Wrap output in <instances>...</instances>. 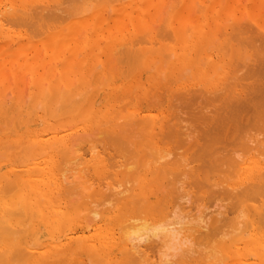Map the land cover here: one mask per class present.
<instances>
[{
  "label": "bare ground",
  "instance_id": "6f19581e",
  "mask_svg": "<svg viewBox=\"0 0 264 264\" xmlns=\"http://www.w3.org/2000/svg\"><path fill=\"white\" fill-rule=\"evenodd\" d=\"M34 1H0V264H264V50L253 40L259 49L249 51L243 19L232 23L228 13L248 6L180 0L171 12L165 7L176 40L162 50L165 59L177 56L170 65L159 55L161 34L149 27L170 0H115L122 3L112 14L84 0L81 8L95 11L67 27L52 26L57 7L39 0L50 14L40 17L52 19H38L45 49L66 81L53 90L37 83L43 49L22 30L37 13ZM226 21L234 28L221 29L224 46L198 47ZM86 23L82 39L74 30ZM9 25L18 31L8 33ZM138 30L149 31L138 37L142 46L129 40ZM80 39L94 61L107 55L109 77L98 75L107 89L91 97L86 86L76 92ZM107 39L128 40L117 47L126 73L145 67L149 74L128 81ZM27 70L35 79L20 92L10 76ZM87 72L85 65L83 85L91 83ZM158 81L165 91L152 92ZM197 82L205 87L193 88Z\"/></svg>",
  "mask_w": 264,
  "mask_h": 264
},
{
  "label": "rangeland",
  "instance_id": "374dc122",
  "mask_svg": "<svg viewBox=\"0 0 264 264\" xmlns=\"http://www.w3.org/2000/svg\"><path fill=\"white\" fill-rule=\"evenodd\" d=\"M0 1H4V0H0ZM39 0H35L32 4H38V3H40V2H38ZM50 2H51V4H49V5H52V6H54V7H57L56 8V10H53V11H49V10H45L44 8H45V6L47 7V6H49V5H46L45 4V6H44V4L43 3H41V4H38V6H36V9H37V13L35 12V14L36 15H38L39 17L37 18V21H38V19H40L41 18V21H49L48 23H50L51 21H52V19L51 20H49V19H47L46 17H43V19H42V17H40L41 16V14L42 15H44V13H47V11H49L50 13L52 12V14H55L56 16L54 17L55 19H56V17H57V15L60 17V18H57V20H53L52 21V26H53V22H55V24H54V26H56V24L57 25H61V26H63V27H67L69 24H73V23H75V22H77L78 20H80V18H81V20H83V19H85L86 17H87V15L88 14H92L95 10H92V11H90L89 12V10L88 11H86V9L84 10V9H82L81 7H82V3L84 2V0H49ZM97 1V0H96ZM95 1V3H97L98 4V2H96ZM99 1V4H101L102 6H107V7H109L110 6V8H111V10H110V13L112 14V13H114V8L118 5V4H120V3H122L121 1L119 2V1H108V0H103L102 2H104V3H100V0H98ZM106 1V2H105ZM179 1L180 0H170L169 1V4L168 5H164L160 10H157L158 12H157V14L155 15V16H150L149 17V19H150V24H149V27L151 28V29H153V36H158V37H160V34H161V37L162 36H164V35H167V37H162L163 39H161V37L160 38H155L156 40L155 41H157L158 43H157V46H158V48H159V52L161 51V53H159V55H163V57H164V60H167V64H170V63H173L175 60H176V58H177V56H172V55H169V59L170 58H172V59H165V58H168V53H163V51H169V45L170 46H172V45H174V44H176V40H174V37H172V36H170V31H172V26H171V23H170V21H168L167 20V22H165V19L164 18H166V17H168V16H166L165 17V15H168L171 11H173L172 9H174V7H173V5H178L179 4ZM223 1V6H225L226 4H228V3H231L232 1H234V0H222ZM42 2V1H41ZM58 2V3H57ZM113 2V3H112ZM241 2H242V6L244 5L245 7H247V9L245 10H242V12H241V10H239V13L238 14H236L235 15V9H233V10H229L228 11V13H230V14H234V16H235V18H236V20H235V18H232V23H235L236 24V22L235 21H237L238 23H240V21L243 19V21H241V23H244V25H242V27H244L243 28V30H244V35H246L245 37L248 39H246L249 43H250V45H249V47L251 46V45H253V46H251L250 48H249V51H253V50H251V49H253L254 48V50L256 49V48H263V50H264V0H241ZM108 3H110V4H108ZM172 3V4H171ZM255 3H257V4H255ZM260 3V4H259ZM96 4V5H97ZM84 5V4H83ZM109 5V6H108ZM114 5V6H113ZM256 5V6H255ZM261 5V6H260ZM168 6H170V7H168ZM243 6V7H244ZM254 6V7H253ZM84 8H85V5L83 6ZM168 8L167 10L168 11H170V12H168L167 10H166V8ZM173 7V8H172ZM255 7H256V9H255ZM87 8V7H86ZM99 8V7H98ZM81 9H82V11H81ZM95 9V8H94ZM164 9V10H163ZM253 11H252V10ZM86 11V12H84V11ZM256 10V11H255ZM164 11H165V13H164ZM77 12V13H76ZM84 12V13H83ZM152 12H155V9H153L152 10ZM168 14H167V13ZM253 12V13H252ZM75 13V14H74ZM262 13V14H261ZM40 14V15H39ZM158 14H159V16H158ZM247 16H246V15ZM255 16H254V15ZM35 15V16H36ZM48 15H50V14H46V15H44V16H48ZM200 15H202V12L200 11V12H198L197 13V15H195V17H198V16H200ZM35 16H33V18L34 19H36L35 18ZM54 16V15H53ZM258 16V17H257ZM37 17V16H36ZM80 17V18H79ZM225 17H228V14H225ZM33 18L31 17L30 19H31V21L30 22H32V23H28V24H26V26H22V30H23V32L24 33H26L28 36L27 37H29V38H32L36 43H38V47H42V49H43V51H42V53H41V60H42V65L39 67L40 68V70H39V73H40V77H38V79H37V83L38 84H40V85H45L44 86V88H47V89H50V88H53V90H55L56 89V87H59V89H60V87H65L66 86V81L64 80V78L62 77L63 75L62 74H58V73H56L55 71H53L52 70V68L55 66L56 67V65H57V63L56 62H54L53 61V59H52V57H51V55L49 54V52L45 49V40H47L48 39V33H47V28H43L44 27V25H42L41 23H40V28H39V21L37 22L36 20H33ZM46 18V19H45ZM64 18H65V20H64ZM155 18V19H154ZM246 18H247V20H246ZM262 20H261V19ZM59 19V20H58ZM168 19V18H167ZM251 21V22H249V20ZM260 19V20H259ZM33 20V21H32ZM156 20V21H155ZM163 20V21H162ZM259 20V21H258ZM35 21V22H34ZM40 21V22H41ZM234 21V22H233ZM64 22V23H63ZM37 23V24H36ZM163 23V24H162ZM164 23H167V24H169L168 26L167 25H165V27H164ZM225 23H226V25H225ZM223 22V24H221V25H223V27L221 26H219L216 30H215V32L213 33V34H211V36L210 37H208V38H200V39H198V42H199V45L200 46H198V47H206L205 45H209V47H210V49H211V52H216V49L217 48H220V47H222V46H224L226 43H224V42H226V40L224 41V39L226 38V36L223 34H221V32L220 31H225L226 29H222V28H229L230 30L232 29V28H234L233 26H230V25H232L231 23H229L228 22V24H230L229 26H228V24H227V21L226 22ZM246 23V24H245ZM253 23V24H252ZM30 24H32V25H36L35 27L33 26L32 27V25H31V28H33L34 29V31L32 32V29H30ZM43 24H45L44 22H43ZM156 26H155V25ZM162 24V25H161ZM250 24V26H248L247 27V25H249ZM251 24H252V26H251ZM261 24H263L262 26H263V28H260L261 30H262V33H261V31H260V29H259V25H261ZM27 25H29V26H27ZM67 25V26H66ZM152 26V27H151ZM190 26H192V24H190L189 25V27ZM253 26H254V28H255V31H254V28H253ZM257 26H258V29H257ZM84 26H78L77 28V30H74V32H80V33H83V35H84V37L82 38V39H86V35L88 34V30H86L87 29V27H90V25L88 24V23H86V26H85V29L83 28ZM157 27H159L160 28V30H159V28H157ZM165 28V31H164V28ZM232 27V28H231ZM30 30H29V29ZM38 28V29H37ZM157 28V29H156ZM168 28V29H167ZM247 28H248V31H247ZM253 28V29H252ZM18 29H19V26H13V25H9V29H8V33H11V31H18ZM28 29V30H27ZM37 29V30H36ZM162 29H163V31H162ZM222 29V30H221ZM228 29V30H229ZM250 29V30H249ZM36 30V31H35ZM41 30L43 33H42V35H40V32L39 31ZM79 30V31H78ZM158 32H157V31ZM52 31H54V30H52ZM142 30H138V31H136V32H134L133 34H132V36H131V38L129 39V40H132V39H134L135 40V42H137L136 40H140L139 41V44L141 45V42H142V40H143V38H144V36L146 37V33H147V35H148V33H149V31H146V32H144V31H142ZM169 31V32H168ZM255 32L254 34H256V33H259V34H262L261 36L260 35H258V34H256L255 36H260L259 38H258V40L256 39L257 37H255V39H253L254 38V36H251V35H254L252 32ZM260 31V32H259ZM35 32V33H34ZM92 32H93V30H92ZM160 32V33H159ZM165 32H167L166 34H165ZM7 33V34H8ZM113 33V37H116V36H118L119 35V31H116V29L114 30V32H112ZM162 33L164 34V35H162ZM252 33V34H251ZM250 34V35H249ZM144 35V36H143ZM222 35V36H221ZM143 36V37H142ZM168 36H170V37H168ZM194 34H192V36H191V39L192 40H195L194 39ZM250 37V39H249V37ZM137 37V38H136ZM138 37H141L142 38V40H141V38H139L138 39ZM165 38H170V39H165ZM172 38H173V40H172ZM217 39V40H216ZM167 40H170V41H167ZM219 40V41H218ZM250 40V41H249ZM254 40V41H253ZM45 41V42H44ZM128 41V40H127ZM127 41H124V42H119L118 44L117 43H113L112 42V40H109V39H107V45L109 46V45H112V55H111V57H112V61L114 62V67H115V69L116 70H121V71H123L124 73H126V71H128L127 69H131V68H129V66H123V64H122V62L118 59V57L120 58V56H121V54H120V52L118 53V50L119 49H117V47L119 46V45H121V43L122 44H124V43H126ZM167 41V42H166ZM215 41H218V43L217 44H214V42ZM252 41L253 42H258V47L256 46V48L254 47V45L255 44H253L252 43ZM169 42V44H167ZM85 43V40H83V42H81V39H80V44H79V50H78V53H79V55L77 56V58H76V62H77V67H76V70H75V72H76V75H75V85H76V89H77V91L76 92H78V91H82L83 90V88H84V86H86V87H88V88H90V95H89V97H91V96H93L94 94H96V93H102V91H104V89H107V87H105V86H101L102 85V82H103V80L104 79H102L101 77H99L98 75L99 74H101V73H104L105 75H107V77H109V75H108V68H107V66H106V61H107V55L106 54H104L103 53V55L101 56V58L99 59V61H94L93 60V55H91V52H90V54L89 55H91V56H88L87 55V53L85 52V46L83 45ZM129 43V42H128ZM138 43V42H137ZM162 43V44H161ZM143 44V43H142ZM163 44L164 45H166V48L163 46ZM224 44V45H223ZM104 46H106V44H103ZM117 45V46H116ZM203 45V46H202ZM107 46V47H108ZM116 46V47H115ZM142 46V45H141ZM161 46H163V47H161ZM161 47V48H160ZM168 47V48H167ZM214 47H217V48H215L214 49ZM253 47V48H252ZM163 48V49H162ZM164 48H165V50H164ZM207 48V47H206ZM258 48V49H259ZM260 48V49H261ZM115 49V50H114ZM257 49V50H258ZM114 50V51H113ZM163 50V51H162ZM213 50V51H212ZM262 50V49H261ZM260 50V51H261ZM109 53V52H108ZM115 53V54H114ZM190 53H192V52H190ZM82 54V55H81ZM110 54V53H109ZM264 54V53H263ZM31 55H34V53H32ZM123 55V54H122ZM114 56H116V57H114ZM118 56V57H117ZM170 56H172V57H170ZM117 59H118V61H120V62H118L117 61ZM169 61H170V63H169ZM85 65H88V72H87V76L85 77V79H87V80H91V83L89 84V85H83V80H81V74L83 73V71H84V66ZM171 65V64H170ZM170 65H168V66H170ZM147 67V66H146ZM35 68V67H34ZM94 69V70H93ZM96 69V70H95ZM47 70V71H46ZM130 71L132 72L131 74H129L130 73ZM135 70H129V72H127L130 76H128L127 75V73L125 74L126 75V78H127V80L128 81H131V80H134V78H136L138 75H140L141 73H143V74H149V70H148V68H140V69H138V70H136L135 72H134ZM90 72V73H89ZM152 74L153 73H155V72H157V69H153V71H150ZM27 73V75H25ZM159 73V72H158ZM17 74V75H16ZM44 75V76H43ZM26 76V77H25ZM42 76V77H41ZM46 76V77H45ZM158 76H159V74L157 75V78H158ZM167 75H165L164 77H166ZM35 76H33V74H32V71L31 70H27V71H23V72H12V75L10 76V81L12 82V86H16V85H19L20 87H19V89H18V91H20V92H22V91H29L30 89V84H31V86L33 85V79H35L34 78ZM98 77V78H97ZM106 77V80L108 79ZM189 77L190 76H187L186 78H185V84H188V85H190V84H193L192 82H193V79L192 80H189ZM14 78V79H13ZM26 79V80H25ZM61 79V80H60ZM44 81V82H43ZM105 81V80H104ZM56 82V83H55ZM59 82V83H58ZM43 83V84H42ZM60 84V85H59ZM101 84V85H100ZM10 85V84H9ZM63 85V86H62ZM174 86L175 85H177L178 86V83H174L173 84ZM200 85H202V86H200ZM91 86H93V89H91L92 87ZM205 87V83H203V84H201V82H197V86H193V88L195 87V88H198V89H202V88H204ZM27 87V90L25 89ZM14 88V87H13ZM192 88V87H191ZM149 89H152L153 91L152 92H160L161 90L162 91H165L164 89H166V87H164V86H161V84H159V81H158V83H156V82H152L151 83V85H150V87H149ZM170 89V88H169ZM5 91V90H4ZM161 91V92H162ZM12 95H8V99L9 100H12V99H14L13 97H14V94L13 93H11ZM72 94V93H71ZM170 94H171V92H170ZM170 94L167 92L166 93V95L164 96V97H169L170 96ZM68 95H70V94H68ZM67 95V96H68ZM175 95V94H174ZM161 99H163V96L161 97ZM198 101V100H197ZM84 102V101H83ZM176 103H177V101H175ZM200 102V101H199ZM199 102H197L198 104H201V103H199ZM172 104H173V102H172ZM173 106V105H172ZM174 106L176 107V108H174L175 110H177V109H179L177 106H176V104H174ZM173 106V107H174ZM195 106H197V104L196 105H194L193 107H195ZM169 107V106H168ZM168 107H167V109H166V106H165V108H161V109H164L165 111H167V113H170L172 110H171V108H173V107H171L170 108V110L168 109ZM191 107L192 106H190V109H191ZM189 108V107H188ZM187 108V109H188ZM185 109H186V107H185ZM185 109H183V106H181V110H185ZM187 109L184 111L185 113H187ZM188 110V111H191V112H194V111H192V110ZM192 109H194V108H192ZM197 109V108H196ZM174 110V111H175ZM174 111H172L171 113H173ZM184 112H182V114H185ZM190 112V114H193V113H191ZM156 113H159V111L157 110L156 111ZM189 113V112H188ZM189 116V115H188ZM188 116H185V117H188ZM189 117H191V115L189 116Z\"/></svg>",
  "mask_w": 264,
  "mask_h": 264
}]
</instances>
